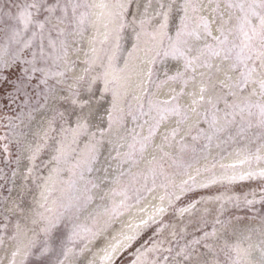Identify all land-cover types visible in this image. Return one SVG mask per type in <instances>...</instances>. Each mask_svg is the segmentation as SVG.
Wrapping results in <instances>:
<instances>
[{
	"label": "snow or ice",
	"instance_id": "snow-or-ice-1",
	"mask_svg": "<svg viewBox=\"0 0 264 264\" xmlns=\"http://www.w3.org/2000/svg\"><path fill=\"white\" fill-rule=\"evenodd\" d=\"M134 4L138 12L140 4L137 0H116L107 13L108 24L106 27L117 24L118 34L122 33L129 23L138 26L139 31H135L134 27L135 40L140 42L142 35L148 37L149 39L144 41V51L151 53L146 67L140 70L141 83L147 85V87H143L141 96L134 98L136 99L135 104L125 100V107L118 108L117 93L113 91L112 107L107 112V129H98L103 138L105 132L111 135L115 128L117 140L109 139V143L119 142V147L126 145V151L117 150L116 156L111 159L118 160L120 166L128 163L133 166L137 165L144 158L146 150L152 147L154 138L162 125L173 117L176 118L175 126L165 129L162 134V139L170 142L181 131V127L190 120V113H194L199 118L195 124L190 125V130L192 127L197 130V135L193 136V140L203 138L208 144H211L214 138L236 123V118L239 116L240 125L237 134L256 129L253 138L259 140L260 144L255 148V152L245 151L243 159L233 164L221 165L226 173L230 171L231 174L216 176L213 173L211 179L199 184L194 175H189L188 179L179 184L175 183L172 177L176 173L166 171L162 163L156 162L155 157L152 158L151 166L146 171L132 172L130 169L127 172L120 171L118 177L114 178L116 186L110 187L107 193L112 197H121L119 202H113L109 210L110 214L113 217L121 215L123 211L128 210L131 200L135 199L139 203L142 193L151 192L157 186L165 189V194L160 197V201L163 202L167 199L169 204H172L197 187L207 188L209 184L220 181L231 183L253 178L264 180V167L253 168V164L264 163V151H262L264 150V0H207L206 3L204 0H183L180 4H176L175 0H169L167 4L164 3V0H157V7L151 12L149 10L152 9V0H148V3L143 5V12L139 15L132 12ZM69 7H71L72 18H69L68 15ZM93 7L109 8V5L79 2L69 4L67 0L64 3H61V0H55L53 3H49V0H21V2L12 0L7 11L0 9V25H4L8 32L5 43L0 45V82L8 80L7 73L14 66L23 65V77L18 82H13L15 90L13 99L15 96H20L23 97L25 105L29 104L31 99L27 91L29 85L39 89L33 95H42L45 103L49 101L50 96L53 99L56 98V86L49 84V78L65 76V72L58 69L60 61L64 60L67 55V44L64 40H59V37L66 35L67 26L73 22L82 32L90 16L89 9ZM174 8L175 16L173 15ZM81 9L83 11H80ZM205 9L208 10L207 14ZM130 14L132 20L129 22L127 17ZM61 24L66 27L61 28ZM53 31L57 33V39L52 38ZM137 48L138 43L133 44L132 51L135 52ZM120 50L121 46L117 44L116 52L111 57L113 62L119 59ZM131 55L132 52L129 53V56ZM217 60L219 63H214ZM169 62L176 65L174 69L171 68ZM158 65L163 71V79H157ZM169 71L172 74H169ZM220 72L224 73V79L217 81L215 76ZM232 73L236 74L235 77ZM101 75L107 77L108 73L104 72ZM198 77L200 79L198 93L196 91L186 92L189 85L196 83ZM33 78L38 83L32 84ZM82 79V77H78L77 83ZM169 82L180 85L179 90L175 87L170 88L167 98H160L154 94L153 87L159 91L162 85ZM217 83L221 89L227 91L223 94L214 92L212 95L206 96L205 93L209 91V88L214 89ZM108 85L114 87L115 82L106 81L105 91L110 90ZM68 91L72 94L73 103H76L75 97L79 96V91L71 87ZM185 95L193 97L191 104L194 107L189 108L188 105L181 103V98ZM228 97L234 99L230 102ZM221 101L225 105L224 110L219 107ZM87 103L88 101L82 102L81 107ZM201 104L206 105L202 112L198 111ZM221 112L222 115H220ZM59 115L62 117L63 113ZM129 117L134 122V127L131 129L126 128ZM200 120L207 124V130L199 127ZM9 125V130L14 131L15 125L12 124L11 118ZM87 128V122L81 123L78 117L73 131L78 133L81 129L86 131ZM145 128L147 129L146 134ZM61 130L63 131V129ZM92 137L95 139V132L92 133ZM0 140H9V137L3 136L0 137ZM186 147L187 145L181 141V151ZM86 148L88 149L86 155L78 157L69 169L73 176L78 175L79 180L83 182L82 190L78 195L69 197L66 203L59 205L60 209L70 214L69 219L73 218L72 214L78 212L82 205L93 200L91 189L100 187L94 180L85 177L86 172L100 171V169L94 168V165L99 162V151L96 144L92 143L86 145ZM3 151L5 153L9 151L7 143L3 145ZM164 155L169 156L168 153H164ZM237 155L239 156L241 153L237 152ZM35 158L34 153L30 159L34 161ZM54 159L58 163H68L69 153L62 149L58 150V155ZM173 162L176 163L175 160ZM245 166H247L246 171H237ZM108 167L110 165L103 167L105 173H107ZM189 167L190 165H182L185 174ZM56 171L59 173L61 169L57 168ZM201 171L202 169H197V175ZM12 175L15 177L16 173L13 172ZM122 177H126V181L120 179ZM69 184L75 189L77 181L71 180ZM260 192L259 202L264 204V187L260 188ZM252 195L253 198L248 199V193L244 194L243 204L245 206L257 203L255 193ZM101 199L104 197L101 196ZM215 199L221 201V212L224 210L225 201L235 203L237 206L241 203L239 196H218ZM195 203L197 202L193 201L191 207H194ZM166 210L162 204L156 209V213L163 215ZM188 210L180 209L179 211L187 212ZM201 219L206 223L203 217ZM259 219L261 224L259 231L264 237V215ZM149 221L155 222L154 216H149L147 220H141L136 228H140L141 225L147 226ZM227 223L217 216L212 222L211 232L204 231L202 237H194L179 246V250H175L172 246L158 248L153 241V247L146 251L158 254L159 259L150 262L146 258L142 260L143 253L138 248L135 252L136 259L131 264H264V238L257 246L258 259H250L252 256L251 246L249 249L243 250V257L249 258L247 260L242 258V252L238 245L229 244L227 241L222 247L213 249L212 245L207 242V238L216 235L217 226H224ZM54 224L55 220L53 226ZM164 227L167 225L161 221L157 232L163 231ZM47 231L48 229H45V232ZM96 235V232L84 225H74L70 239H79L81 243H86ZM118 235L121 236V239L114 237L115 243L104 249V259L110 264H115L116 257L131 248L137 240L139 232L131 235ZM172 236L175 239L177 233L173 232ZM152 240L153 238L149 237V240L145 241L141 248H144ZM160 243L162 245L164 242ZM201 244L206 250L204 253L198 252V246ZM108 248L111 251H108ZM44 251H47V248L41 252V255L44 254ZM208 253L212 254L211 261L203 259ZM16 255L17 252L12 253L13 258ZM222 256L223 258H221ZM12 264H15V259Z\"/></svg>",
	"mask_w": 264,
	"mask_h": 264
},
{
	"label": "bare ground",
	"instance_id": "bare-ground-1",
	"mask_svg": "<svg viewBox=\"0 0 264 264\" xmlns=\"http://www.w3.org/2000/svg\"><path fill=\"white\" fill-rule=\"evenodd\" d=\"M115 2L116 0H94L93 5L107 4L109 8L93 7L92 33L74 54V59L80 62L78 69L71 70L74 75L79 77L92 76L98 80L105 79V83L102 85L103 90L99 95H96L94 98L91 96H82V99L91 102L87 106L92 112L94 119L92 124H88L87 130H83L88 136L76 137V135L75 138L69 136L68 140L61 145L64 151L72 153L69 156V162L58 163L54 157H51L47 166L43 163L44 167L40 164L36 156L42 145H44V141L41 140L42 137L46 139L48 134H50L49 123L42 126L39 125V132L27 138L24 149L25 156L21 161L23 171L21 170L20 174L15 175L16 181L14 182L15 185L12 195L10 197H5V193H3L4 197L0 195V199H2L0 204L4 206L0 209V221L2 222L0 228V264H12L13 259H15V264H23L25 257L28 258L27 255L36 254L42 247L48 250L51 249L53 252L44 257L48 264H110L109 261L104 259V249L108 245L115 243L114 237L121 239V236L118 234L131 235L135 232H139L140 235L146 228L150 227L157 220L159 221L160 218H166L168 216V209H170L167 206L169 204L167 199L163 202L160 201V197L165 194V189L157 186L151 192L142 193V199L139 203L135 199L131 200L127 211H123L121 215L113 217L109 210L113 202H119L121 197H112L107 193L110 187L116 186L114 178L118 177L120 171L127 172L129 169L132 172L146 171L151 166L152 158L155 157L156 162L162 163L166 171L176 173L172 177L175 183L179 184L181 181L188 179L189 175H194L199 184L211 179L213 173L216 176L231 174L230 171L226 173L221 165L233 164L243 159L245 151L255 152V148L260 144L259 140L253 138L256 129H251L243 134H237L240 125L239 116L236 118V123L231 125L227 131L221 133L217 138H214L211 144H208L203 138L193 140V136L197 135V130L195 127H192L190 130V125L195 124L199 118L194 113H190V120L181 127V131L170 142L164 141L162 134L165 129H171L175 126L176 118L173 117L169 122L162 125L154 138L152 147L146 150L144 158L137 165L133 166L128 163L120 166L118 160L111 159V157L116 156L117 150L121 152L126 151V145L125 147H119V142L109 143V139L113 141L117 140L115 128L111 135L105 132L103 138L100 132L97 133L95 131L100 128L107 129V112L112 107L113 91L117 93L116 104L118 108L125 107V100H132V104L136 103V99L134 98L140 97L143 87H147V85H142L141 83L142 76L140 75V70L146 67L147 61L151 56V53H145L144 51V41L149 38L142 35L140 42L135 40L134 27L135 31H139L138 26H130L131 23H129L123 32L119 34L116 31L117 24L106 27V24H108L107 13L111 10V5ZM137 2L140 4L139 11L137 12L134 4L132 12H136L139 15V13L143 12V5L148 3V0H137ZM168 2L169 0H164L165 4ZM175 2L176 4H180L182 0H175ZM204 2L206 3L207 0H204ZM156 7L157 0H152V9L149 11H153ZM207 12L208 10L205 9L206 14ZM173 15L175 16V8ZM127 19L130 22L128 17ZM127 28H131L132 31L126 33ZM130 33L132 35L129 44L125 47L122 46L121 43L123 42L124 35H130ZM136 43H138V48L133 52L132 46ZM117 44L121 46V50L119 52V59L113 62L111 57L116 52ZM130 52H132L131 56H129ZM169 63L171 68L174 69L176 65L171 62ZM214 63L218 64L219 61H214ZM103 68H106L108 73V76L105 78L101 75L104 72ZM169 74H172V72L169 71ZM232 75L235 77L236 74L232 73ZM163 78V71L160 70V66L158 65L157 79ZM223 79V72L216 74L215 80ZM76 81L77 79L74 78L72 84H76ZM106 81L115 82L114 87L108 85L110 88L109 91H105ZM199 85L200 79L198 77L196 83L189 85L185 91H196L198 93ZM87 86L90 87V83ZM173 87L179 90L180 85L169 82L166 85H162L159 91H156L154 87L153 91L156 96L167 98L170 94L169 89ZM226 91V89H221V86L217 83L216 87L214 89L210 87L205 95L209 96L214 92L223 94ZM192 99L193 97L185 95L181 98V103L188 105L189 108L194 107L191 104ZM233 99V97H228L230 102ZM205 107L206 105L201 104L198 111L202 112ZM219 107L221 110L225 109L223 101L220 102ZM220 115H222V112ZM132 127H134V122L129 117L126 128L131 129ZM199 127L207 130V124L203 120H200ZM94 132L96 133L95 139L92 137V133ZM146 132L147 129L145 128V134ZM181 141L187 145L183 151H181ZM90 143L96 144L99 151V162L94 165V168L100 169V171H93L92 173L86 172L85 177L94 180L100 187L91 189L93 200L90 203L82 205L78 212L72 214L73 218L69 219L70 214L60 209L59 205L66 203L69 197L78 195L82 190L83 182L79 180L78 175L73 176L69 169L78 157L86 155L88 151L86 145ZM37 149L39 150L37 151ZM237 152L241 153V155L238 156ZM34 153L36 158L33 161L30 157ZM164 153H168L169 156H165ZM174 160L176 163L173 162ZM109 165L110 167H108V171L105 173L103 167ZM182 165H190L187 174L183 172ZM257 167H264V163L259 165L253 164V168ZM57 168L61 169L59 173L56 171ZM197 169H202L198 175L196 172ZM246 170L247 166L242 169H237L238 172ZM105 177L107 178L105 179ZM120 179L126 181L127 178L122 177ZM71 180L77 181L75 189L70 187L69 181ZM243 181L237 180L231 183L228 181H220L209 184V186H217L220 184L232 185L221 197L239 196L241 200L240 205L237 206L235 204V207L232 208L237 211L238 208L245 206L243 204L244 196L240 192H237L239 189L233 185ZM2 182H0V186ZM157 184L159 185V181ZM256 192L261 193L260 189ZM217 195L219 196L220 194L217 193ZM101 196L104 199H101ZM218 196L208 198L206 201L208 204L204 207L207 209L211 207L212 210L218 209V206L221 204L220 200L215 199ZM191 202L188 204L184 203L183 206H180V209H189L187 212L180 211L173 224L171 219L167 227L163 228L161 237L156 242L158 248L169 246L170 244L168 243L170 242L172 233H177L180 227H191V220L196 217L197 209L200 208L201 204V202H197L194 207H191ZM162 204L167 210L163 215H158L156 209L162 206ZM246 207L248 209H255L257 206L251 205ZM149 216H154L155 222L149 221L147 226L141 225L140 228H136V225L140 224L141 220H147ZM54 220L55 224L53 226ZM58 224H61V226L65 224L67 230V235L65 236L67 240L64 238L66 241L60 247L51 238ZM250 224L241 230L237 228V224L233 226L227 223L224 226H217V233L215 236H212V239L224 240L222 238H225L228 232L235 234L236 241H232L231 244L239 246L242 252V258L245 260L249 259L243 257V250L249 249V246H251L252 256L250 259H258L259 252L257 246L264 237H262L259 231L260 223ZM74 225H84L96 232L97 235L89 239L86 243H81L79 239H70ZM45 229H48V231L45 232ZM161 241L164 242L162 245L160 243ZM29 245L32 246L30 247ZM36 246L37 250L35 249ZM147 248L148 246L140 248L141 253H143L141 259L146 258L150 262L153 260L155 253L147 252ZM66 251L67 255L65 256ZM108 251H111V249L108 248ZM13 252H17L15 258L12 256ZM125 252L126 250L116 257L115 264L123 257ZM129 261L127 258H123L119 264H128Z\"/></svg>",
	"mask_w": 264,
	"mask_h": 264
},
{
	"label": "rangeland",
	"instance_id": "rangeland-1",
	"mask_svg": "<svg viewBox=\"0 0 264 264\" xmlns=\"http://www.w3.org/2000/svg\"><path fill=\"white\" fill-rule=\"evenodd\" d=\"M16 2H21V0H16ZM53 2H55V0H49V3ZM64 2H66V0H61V3ZM67 2H69V4L77 2L94 4V0H67ZM11 3L12 0H0V9L7 11V8ZM80 11H83V9H81ZM89 12L90 16L88 18V22L84 26V30L82 32L76 27L75 22H73L71 25L67 26L66 35L59 37V40H64L67 44V55L64 60L60 61L58 69L64 71L65 76H53L49 78V84L55 85L57 89L55 99L50 96L49 101L45 103L42 95H33V93L38 92L39 89H36L31 85H29L27 88V91L31 97L29 104L25 105L23 103V97L15 96L14 99L12 98L15 95L13 82H18L19 79L23 77V65L18 64L14 66L7 73L8 80L6 82H0V137H9V140H0V182L3 181L0 186V195L2 196L3 193H5V197H10L12 195V191L15 185L14 182L16 181L15 177H13L12 174L13 172H15L16 174H20L21 170L23 171L21 161L25 156L24 149L27 143V138L30 135H36V133L39 132V125L42 126L46 123H49L50 134H48L46 139L44 137H42V139L40 138L44 141V145H42L38 155L36 156L40 164L43 165V163H45V166L49 164L51 157H55L56 155H58V150L62 149L61 145L68 140L69 136L74 138L76 135V137L88 136L84 133L85 131H83V129H81L78 133L73 131V129H75L78 117L80 118L81 123L89 121L87 122V124H92V122L94 121L92 117L93 114L87 106L91 102L88 101L87 104H84V106L81 107V103L87 101L82 99V96L85 95L94 98L96 97V95H99L103 90L102 85L105 83V79L98 80L93 78L92 76H87L82 77L83 79L80 80L79 83L73 85L72 80H74V78L77 79L79 76L74 75L71 70H76L79 68L80 62L74 59V54L79 50L80 45L86 42V38L92 33L93 30V8L89 9ZM68 15L69 18H72L71 7H69ZM128 18L131 21L132 15L130 14ZM53 23H55V21H53ZM60 27L65 28L66 25L61 24ZM129 31H132L131 28L126 29V33H128ZM7 35L8 32L5 26L0 25V45L5 43ZM51 35L53 39H57V33L55 31H53ZM131 35V33L130 35H124L123 42L121 43L122 46L125 47L129 44ZM28 58H31L30 55L28 56ZM103 69L104 72H107L106 68ZM36 83H38V81L33 78L32 84ZM89 83L91 87L87 86V84ZM69 87L79 91L80 93L79 96L75 97L76 103H73L72 94L68 91ZM41 88H43V86H41ZM60 89H63V91H60ZM130 102L133 101L131 100ZM60 113H63L62 117L61 115H59ZM10 118L12 119V124L15 125L14 131L9 130ZM61 129H63V131ZM95 132L98 133V129H96ZM5 143H7L9 146V151L7 153L3 151V145ZM71 154L72 153L69 152V156ZM4 177H6V179H4ZM231 186L232 185L220 184L217 186L211 185L207 188L197 187L193 191L181 196L179 200H176L171 205L168 204L167 206L170 207V209H168V216H166V218L164 219L160 218L159 221L157 220L150 227L146 228V230L140 234L137 240L132 244L131 248H128L126 250L123 257L116 264H119L123 258H127L128 260H130L128 264H131V262L136 259V249L141 248V245H144L145 241L149 240V237H152L153 240L149 241V243L146 244L145 247H152L153 241L156 244L158 239H160L162 232H157V229L160 227L159 223L163 221V223L167 225L168 222L172 219L173 224L177 214L180 212V206H183L184 203L188 204L192 200L195 202H201L200 208L197 209L198 211L196 213V217L191 220L192 225L190 228L180 227L175 239L171 235V243L168 244H170L169 246H172L175 250H179V246L184 245L194 237H202L204 231L211 232L212 222L217 216H219L222 221L228 222V225L235 226L237 224V228H240V230L251 225L250 223L259 224V217L264 215V204H261L259 202L261 193L256 192L261 187H264V180H261L260 178H253L243 182H237L235 183V185H233L235 186V188L239 189V191L237 190V192H240V194H243V196L245 193H248V199H252V194L255 193V198L257 200V203L253 205L257 206L255 209H248L246 206H244L238 208L237 211H235L232 209L235 207V203H227L226 201L224 202L223 212H221L219 209L220 205L218 206L219 210H212L211 207H209L210 205L207 206L209 207V209L204 207L208 204L206 203L208 198L218 196L217 193H219V196L221 197L222 194H224L231 188ZM1 200L2 199H0V201ZM193 201L191 202V204L193 203ZM3 207L4 206L0 204V209ZM202 217L204 218V220H206V223L202 221ZM247 223L249 224L247 225ZM1 225L2 222L0 221V228ZM56 226L57 227L52 233L51 238L53 239L54 243H56V245L60 247V245L67 240L65 238V236L67 235V230L65 224H63L62 226L61 224H58ZM154 233L156 235H153ZM222 239L224 240H217V238L212 239L211 236L207 238V242L212 245L213 249H218L224 245L225 241H227L229 244H231L232 241H236L235 234H232L230 232H228V235H226L225 238ZM169 246H165L163 248H167ZM36 248L37 246L35 247V249ZM44 249L45 248L42 247L40 251H37L36 254L27 255L28 258L25 257L23 264H48L47 260L44 257L53 252L51 251V249H47V251H44V254L41 255V252ZM205 251L206 250L203 248L202 244L198 246L199 253H204ZM221 258H223V256ZM156 259H159L158 254H154L153 260ZM203 259L211 261L212 254L208 253V255L204 256Z\"/></svg>",
	"mask_w": 264,
	"mask_h": 264
}]
</instances>
